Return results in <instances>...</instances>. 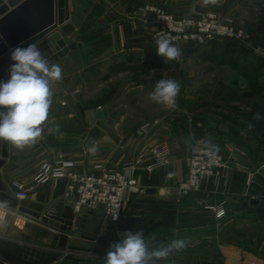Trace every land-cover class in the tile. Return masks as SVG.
Segmentation results:
<instances>
[{
  "label": "crops",
  "instance_id": "obj_1",
  "mask_svg": "<svg viewBox=\"0 0 264 264\" xmlns=\"http://www.w3.org/2000/svg\"><path fill=\"white\" fill-rule=\"evenodd\" d=\"M144 4L156 5L175 16L214 12L220 20H229L234 27L246 32V47L250 51L246 55L262 56L261 65H264L263 0H216L215 3H205V0H67L64 30L59 39L50 41L51 54H62L55 62L62 69V78L51 84L53 96L48 120L34 144L18 149L6 142L8 157L0 169L3 181L12 185V191L14 182L29 186L41 164L53 162L63 154L76 162L78 170L85 172H96L94 165L97 164L112 171L125 162H132L133 175L146 193H127L120 221L113 226L104 219L96 241L69 236L66 251L54 264H103L106 254L98 253L95 244L104 234L109 247L118 242L125 231H143L149 248H157L173 239L185 240L187 246L183 250L174 251L159 264H189L193 262L189 256H194L197 242L200 239L211 241L212 236H227V226L233 223L232 217L237 213L244 212L250 217L237 223L243 221L264 227L263 132L259 136L238 133L241 139L246 136L251 145L246 152L248 161L241 156L245 149H239L241 154L236 152L234 157L223 153V158L229 160L225 175L205 179L199 191L180 202L172 199V188L186 178V158L196 148L204 147L205 139L196 137L195 130L200 128V123L195 118L177 115L181 111L178 101L175 108L147 105V83L163 78L157 70L165 60L156 53L152 37L155 26L135 16L137 8ZM178 47L182 57L179 61L173 60L178 66L192 55H195L194 60L199 56L197 58L205 62L212 60V53L225 56L213 42L183 43ZM44 48L41 47L42 53L50 56ZM184 78L191 79L192 75L179 69L175 79L180 82ZM91 83L98 90L96 95L88 92ZM127 89H132L129 102L125 100ZM75 91L79 92L78 101L73 97ZM142 96H145L144 102ZM242 109L245 111L239 113L253 112L249 106ZM144 122H149L150 128L139 136L135 130ZM224 123L239 130L264 127L243 120L241 125H234L230 120ZM202 124L205 136L217 135L212 132L211 120L204 119ZM217 136L225 139L222 134ZM159 155H164L167 163L148 170L147 166ZM66 184V179H60L34 187L25 200L46 208L57 202L72 206L73 199L66 196ZM250 199L257 200L258 204H250ZM218 205L226 211L222 218H216L209 209ZM96 214V209L80 213L88 217L86 219ZM0 225H3L1 216ZM17 227L22 229L23 224L16 223L12 229ZM244 237L252 244L219 243L216 252L207 255L205 262L264 264V236Z\"/></svg>",
  "mask_w": 264,
  "mask_h": 264
},
{
  "label": "water",
  "instance_id": "obj_2",
  "mask_svg": "<svg viewBox=\"0 0 264 264\" xmlns=\"http://www.w3.org/2000/svg\"><path fill=\"white\" fill-rule=\"evenodd\" d=\"M67 0H0V81H7L11 51L35 43L51 54L50 41L64 30ZM62 54L47 59L55 63ZM73 97L79 100V92ZM2 110V109H0ZM8 157L6 141L0 140V169ZM12 185L0 172V264H54L66 251L69 236L96 241L104 222L102 206L93 217L75 213L71 205L57 202L49 207L18 200ZM250 204L257 205L255 199ZM23 224V228L16 227Z\"/></svg>",
  "mask_w": 264,
  "mask_h": 264
},
{
  "label": "built area",
  "instance_id": "obj_3",
  "mask_svg": "<svg viewBox=\"0 0 264 264\" xmlns=\"http://www.w3.org/2000/svg\"><path fill=\"white\" fill-rule=\"evenodd\" d=\"M135 16L155 26L152 33L154 41L167 37L178 46L183 43L203 45L209 41L227 39L247 46L248 36L244 30L234 27L229 20H220L211 11L199 16H175L156 5L144 4L137 8ZM149 128L150 123L144 122L135 133L143 136ZM167 161L164 155H159L147 169L151 171ZM186 166V178L171 191L172 199L176 202H180L192 192L199 191L205 179L218 177L222 173L225 175L228 169L223 157L206 147H198L190 153L186 158ZM262 167L264 169V164ZM94 169L96 172L80 171L74 160L60 154L53 162L41 164L31 185L14 182L13 195L18 200H25L32 188L66 179V196L73 199L72 207L75 213L80 214L84 210L102 206L104 219L116 226L121 219L127 193L143 195L146 189L137 183L133 175L135 165L132 162H125L112 171L104 169L100 164L94 165ZM209 209L214 211L216 218L225 216V208L221 205L209 206ZM115 213L118 219L113 220L112 215Z\"/></svg>",
  "mask_w": 264,
  "mask_h": 264
},
{
  "label": "rangeland",
  "instance_id": "obj_4",
  "mask_svg": "<svg viewBox=\"0 0 264 264\" xmlns=\"http://www.w3.org/2000/svg\"><path fill=\"white\" fill-rule=\"evenodd\" d=\"M215 42L223 43L226 41L217 40ZM230 43L233 44V42ZM230 47L231 45H228V48ZM193 56L195 55H192L191 59L180 63V66L176 65L175 61L164 62L158 67L157 72L163 76V78L159 77L158 80L175 79V73L179 71V69L182 73L191 74V79L184 78L180 82L178 81L181 85V89L176 101H178L177 104L180 105L181 111L177 115L180 118L185 119L195 118L198 124L200 123V128L196 129L195 132L197 133L196 137L198 139H205V145L202 140V146L213 150L221 156L223 153H227L228 157L236 156V152L241 154L238 150L245 149L244 155L241 154V156L246 160L248 158L247 156H249L246 152L251 147V145L248 144L246 136L251 134L259 136L262 132L264 133V129L239 130L238 128L231 127L224 122L225 120H230L234 125H241V120L251 123L258 118L259 120L261 119L264 121V112L260 114V112L257 111L258 109L264 111V65H261L262 56L258 57L256 54L246 55V53H243L242 51L227 56H222L219 53H212V60L206 62L202 59L199 60L197 58L199 56L194 60ZM155 83V80L147 83L146 92L148 96L146 102L148 106L160 105L149 98V94L153 91ZM221 87L226 88L227 92H234L239 97L241 95L248 96L236 100L229 98L228 100L222 101L215 95ZM255 88L256 90L254 91ZM88 92L96 95L98 90L94 88L91 83L88 86ZM131 92L132 89H127L126 91L127 96L125 97V100L128 102L131 99ZM210 93L212 94L209 95ZM144 98L145 96H142V101ZM244 106H249L253 109L252 113H254V115L251 117L252 119L250 118V112L239 113V111H245V109H242ZM204 119L211 120L213 126L212 132L217 135H224L225 139H219V136L217 135L205 136L204 125L202 124ZM249 119L251 121H249ZM239 132L246 136L241 139V137L238 136ZM223 159L229 164L228 159ZM262 164H264V161ZM247 218L250 217L245 215L244 212L241 214L237 213L232 217L233 223L231 221V224L227 226V236H212L211 241L200 239L193 250L195 253L194 256H189V260H193V262L189 264H208L204 259L207 255H213L216 252L219 243L251 245V241L244 236H264V227L258 228L255 224L243 221L241 223L236 222ZM101 236L104 237H101L100 241L95 244V249L100 254H106L109 249L107 246L108 242L104 234ZM109 236L112 237V235ZM236 236L240 237L236 238Z\"/></svg>",
  "mask_w": 264,
  "mask_h": 264
},
{
  "label": "clouds",
  "instance_id": "obj_5",
  "mask_svg": "<svg viewBox=\"0 0 264 264\" xmlns=\"http://www.w3.org/2000/svg\"><path fill=\"white\" fill-rule=\"evenodd\" d=\"M215 2L205 0V3ZM155 43L157 55L166 63L181 59L182 50L167 37L157 38ZM10 59L14 61L9 67L10 78L0 81V140L23 149L41 136L52 104L51 84L62 78V69L50 62L35 43L14 48ZM180 89L177 80L160 79L149 98L166 108H175ZM112 219H118L117 213ZM186 246L185 240L173 239L149 248L143 231H125L118 242L110 244L103 264H159Z\"/></svg>",
  "mask_w": 264,
  "mask_h": 264
},
{
  "label": "trees",
  "instance_id": "obj_6",
  "mask_svg": "<svg viewBox=\"0 0 264 264\" xmlns=\"http://www.w3.org/2000/svg\"><path fill=\"white\" fill-rule=\"evenodd\" d=\"M215 41H217V40H215ZM213 42V44L216 46V47H219L220 49H221V51H222V53L226 56V55H234V53H239V52H243V53H247V52H250L249 50H248V48L245 46V45H243V44H241V43H239V42H237V41H234V40H222V41H226V42H223V43H218V42ZM230 42H233V44L232 43H230ZM230 43V44H229ZM228 45H231V47L230 48H228ZM256 90V88L254 89V91ZM216 97H219V99H221L222 101H225V100H228L229 98L230 99H233V100H236V99H240V98H245L246 96H248V95H241L240 97L239 96H237V94H235L234 92H227V89L226 88H224V87H221L220 88V90L218 91V92H216ZM258 112H260V114L262 113V112H264L262 109H258L257 110ZM253 115H254V113H251L250 114V118L251 117H253ZM252 119V118H251ZM249 121H251L250 119H249ZM251 123H255V124H263L264 125V121H262L261 119L259 120L258 118H256L255 119V121L253 120ZM260 125V126H261ZM263 129H264V127H263Z\"/></svg>",
  "mask_w": 264,
  "mask_h": 264
}]
</instances>
